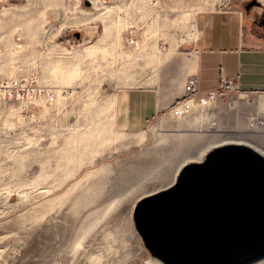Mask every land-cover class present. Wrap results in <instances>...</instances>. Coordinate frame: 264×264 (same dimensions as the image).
<instances>
[{"label": "rangeland", "instance_id": "rangeland-1", "mask_svg": "<svg viewBox=\"0 0 264 264\" xmlns=\"http://www.w3.org/2000/svg\"><path fill=\"white\" fill-rule=\"evenodd\" d=\"M91 1L0 0V80L32 82L30 101L0 98V264H149L133 211L174 181L173 149L130 145L119 96L185 51L199 9L264 8Z\"/></svg>", "mask_w": 264, "mask_h": 264}, {"label": "crops", "instance_id": "crops-1", "mask_svg": "<svg viewBox=\"0 0 264 264\" xmlns=\"http://www.w3.org/2000/svg\"><path fill=\"white\" fill-rule=\"evenodd\" d=\"M185 43V51L177 47L166 52V58L157 64V75H152L151 86L131 88L119 96L120 130L130 137L129 144L164 150L172 147L173 169L178 173L185 164L203 160L218 145L239 143L223 142L228 136L253 139L257 147L264 148V127L259 134L248 127L252 113L260 110L264 120V8L237 3L224 9H199L191 38ZM191 78L198 82V92L191 99L193 109L175 116L171 107L184 95ZM227 78L238 80L239 90L248 94L250 102L231 108L227 103L235 94L231 92L199 111V99L221 87Z\"/></svg>", "mask_w": 264, "mask_h": 264}, {"label": "water", "instance_id": "water-1", "mask_svg": "<svg viewBox=\"0 0 264 264\" xmlns=\"http://www.w3.org/2000/svg\"><path fill=\"white\" fill-rule=\"evenodd\" d=\"M135 229L162 264H247L264 256V154L224 143L142 197Z\"/></svg>", "mask_w": 264, "mask_h": 264}, {"label": "built area", "instance_id": "built-area-1", "mask_svg": "<svg viewBox=\"0 0 264 264\" xmlns=\"http://www.w3.org/2000/svg\"><path fill=\"white\" fill-rule=\"evenodd\" d=\"M91 5H94L91 0H89ZM103 3H106V0H102ZM226 6V5H225ZM197 79L191 78L184 87V95L179 98L171 107V112L175 116H181L187 113H190L193 109V104L191 99L196 96L197 89ZM32 88V82H27V80H0V98L6 100H15L23 103V101H30L29 97L26 96L28 90ZM232 92L235 93L238 98L247 100L246 102H250L248 98V94L239 90L238 88V80L235 78H227L222 82V86L216 90L208 91L205 93L197 103L198 110L206 109L209 104L214 101L218 96L224 93ZM36 94L30 96V98L36 99ZM264 100V93L262 94ZM26 96V97H25ZM26 98V100H25ZM47 102L52 104L55 102V95L49 94L47 96ZM234 106L235 102L231 103ZM261 111L250 114L248 116V127L255 133H261L262 128L264 127V120L261 116Z\"/></svg>", "mask_w": 264, "mask_h": 264}, {"label": "bare ground", "instance_id": "bare-ground-1", "mask_svg": "<svg viewBox=\"0 0 264 264\" xmlns=\"http://www.w3.org/2000/svg\"><path fill=\"white\" fill-rule=\"evenodd\" d=\"M121 78H123V77H121ZM263 112H264V102H263ZM199 111H201V110H199ZM204 111V110H203ZM260 111V110H259ZM253 114V113H252ZM215 130V129H214ZM194 133V132H193ZM196 134V133H195ZM247 135V134H246ZM224 136V135H223ZM232 140H237V142H239V143H245V144H248V145H250V144H252L251 143V141L253 142V144L251 145V146H253V147H255L257 150H259L261 153H263L264 154V151H263V149H261V146H260V148H257V146L256 145H259L257 142H255V141H253V139H251V140H249V139H247V138H236V137H230V136H228V137H226L224 140H223V142H232ZM192 159V158H191ZM192 161V160H191ZM176 173H178V171H176ZM176 175V174H175ZM174 175V176H175ZM176 179V178H175ZM259 261V260H258ZM255 262H257V261H252V262H249V263H247V264H261L262 262H264V260H262V261H260L259 263H255ZM155 263H160V264H162L160 261H158V260H155V259H151L150 261H149V264H155ZM264 264V263H263Z\"/></svg>", "mask_w": 264, "mask_h": 264}]
</instances>
